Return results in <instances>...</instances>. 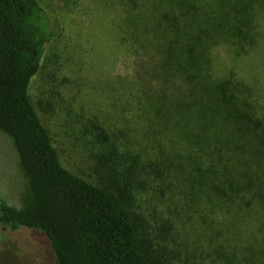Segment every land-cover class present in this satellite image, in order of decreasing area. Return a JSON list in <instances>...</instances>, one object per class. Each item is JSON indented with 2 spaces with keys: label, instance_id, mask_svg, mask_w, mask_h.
<instances>
[{
  "label": "trees",
  "instance_id": "obj_1",
  "mask_svg": "<svg viewBox=\"0 0 264 264\" xmlns=\"http://www.w3.org/2000/svg\"><path fill=\"white\" fill-rule=\"evenodd\" d=\"M44 1L0 0V133L24 175L1 226L40 234L51 264H264V90L235 63L263 42L264 0H114L113 109L81 115L98 181L63 164L31 94ZM148 190L175 218L142 210Z\"/></svg>",
  "mask_w": 264,
  "mask_h": 264
},
{
  "label": "rangeland",
  "instance_id": "obj_2",
  "mask_svg": "<svg viewBox=\"0 0 264 264\" xmlns=\"http://www.w3.org/2000/svg\"><path fill=\"white\" fill-rule=\"evenodd\" d=\"M43 4L50 15L54 37L43 69L33 80L31 94L51 130L63 164L98 181L93 169L97 160L91 158V153L99 144L83 130L81 115L86 117L99 111L106 115L113 109L110 84L124 54L115 26L119 9L114 0H79L72 10L60 0H46ZM262 41L250 57L235 63L245 76L251 79L258 76L264 90V36ZM223 51L220 64L224 67L227 63ZM0 136L6 138H0V189L10 204L19 206L24 190L19 154L8 134L1 132ZM88 141L94 142V146ZM140 197L145 213L175 218L168 211L172 203L156 198L153 190ZM47 247L48 243L33 229L23 227L14 231L0 224V264H38L35 260L38 258L42 264H51ZM173 264L187 263L179 257Z\"/></svg>",
  "mask_w": 264,
  "mask_h": 264
}]
</instances>
